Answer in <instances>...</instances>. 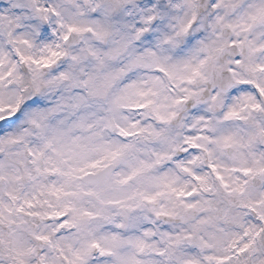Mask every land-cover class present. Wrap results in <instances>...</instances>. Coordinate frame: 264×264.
<instances>
[{"label": "snow or ice", "instance_id": "6c2138e0", "mask_svg": "<svg viewBox=\"0 0 264 264\" xmlns=\"http://www.w3.org/2000/svg\"><path fill=\"white\" fill-rule=\"evenodd\" d=\"M0 264H264V0H0Z\"/></svg>", "mask_w": 264, "mask_h": 264}, {"label": "clouds", "instance_id": "9594fccd", "mask_svg": "<svg viewBox=\"0 0 264 264\" xmlns=\"http://www.w3.org/2000/svg\"><path fill=\"white\" fill-rule=\"evenodd\" d=\"M58 94H63L61 90H52L49 94V99L52 100L53 103L56 102L58 98Z\"/></svg>", "mask_w": 264, "mask_h": 264}]
</instances>
